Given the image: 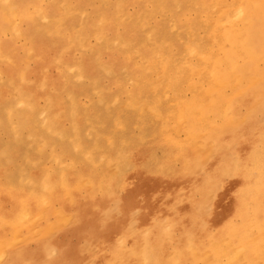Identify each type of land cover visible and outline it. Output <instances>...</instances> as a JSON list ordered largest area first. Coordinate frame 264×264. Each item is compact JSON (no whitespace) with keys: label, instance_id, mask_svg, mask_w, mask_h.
I'll use <instances>...</instances> for the list:
<instances>
[{"label":"rangeland","instance_id":"374dc122","mask_svg":"<svg viewBox=\"0 0 264 264\" xmlns=\"http://www.w3.org/2000/svg\"><path fill=\"white\" fill-rule=\"evenodd\" d=\"M243 1L0 0V240L12 243L0 264H143L150 231L163 264L178 246L181 264H208L216 237L254 219L251 195L226 208L241 150L225 135L260 124L258 154L245 160L259 177L264 106L221 129L211 158L180 121L181 106L206 100L228 46L223 26ZM227 100L242 116L253 103L247 93ZM205 111L194 121L208 134L225 117ZM5 216L22 219L19 236ZM192 232L202 256L182 243ZM259 256L264 264V247Z\"/></svg>","mask_w":264,"mask_h":264},{"label":"bare ground","instance_id":"6f19581e","mask_svg":"<svg viewBox=\"0 0 264 264\" xmlns=\"http://www.w3.org/2000/svg\"><path fill=\"white\" fill-rule=\"evenodd\" d=\"M223 28L225 42L228 46L225 49L224 57L213 61L211 72L213 86L207 90L206 100L193 101L180 107L181 127L190 137L192 143L203 147L202 152H205L209 158L214 155L215 149H217L219 140L216 136L221 129H226L228 125H233L236 128L241 127L255 117L258 108L264 106V0H257V2L244 0L237 11L236 20L228 18V22ZM226 87L233 89L232 96L225 97L224 90ZM241 93H247L249 99L253 101V103L249 102L251 108L244 116L235 111L234 102L228 103L227 100ZM206 105L225 117L222 124L212 125L208 134L205 129L200 130L197 128L194 121L196 117H199L206 122ZM260 128L259 123L253 122L247 128L237 130V135L234 132L225 135V138L232 142L235 148L241 150L234 168L229 169L232 171L235 193L231 194L226 203V208L235 213L238 209V201L247 195H251L254 204L253 209L256 213L254 219L247 221L243 227H228L225 229L223 231L224 236H226L225 239L223 238L224 242L221 241L220 236L212 241L213 250L211 255L206 257L208 264H257L261 259L259 251L264 247V225L261 221L264 217V166L259 165L257 167L260 176L254 178L249 173L251 170L248 161H245L248 156L254 157L258 154V151L254 150L253 144L260 136ZM221 131L226 133V130ZM212 162V159L208 160L209 165ZM254 179L259 182L255 183ZM46 187L49 190L51 189V194H54V188L49 183L46 184ZM225 188L226 186L223 190ZM217 203L220 204V199ZM20 215L33 228H37L36 221L40 216H35V211L30 204L24 203V207L20 209ZM5 217L7 219L11 218L9 216ZM70 217L67 213L60 212V220L64 224L68 223ZM11 222L14 226L13 230H15L14 235L19 236L22 233V226H24L22 219L19 221L16 218ZM177 227V224H171L165 229V233L171 236ZM58 228L57 224H48L49 231H55ZM196 235L197 233L192 232L186 241L182 243L187 245L195 255L202 256L200 249H203L205 243ZM214 236L212 235V239ZM11 244L8 240H0L2 260L5 259H3L4 255L7 259H10L8 249ZM130 253L136 254V250H131ZM140 255L143 264H163L158 250V243L152 238L151 231L147 235L145 246ZM223 257L227 258L226 263H222ZM181 260L182 249L178 246L175 255L173 254V264H181ZM12 264H15V262Z\"/></svg>","mask_w":264,"mask_h":264}]
</instances>
